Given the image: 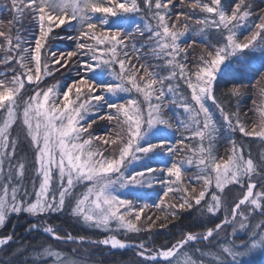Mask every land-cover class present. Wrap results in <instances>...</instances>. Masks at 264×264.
I'll return each instance as SVG.
<instances>
[{"label":"snow or ice","instance_id":"1","mask_svg":"<svg viewBox=\"0 0 264 264\" xmlns=\"http://www.w3.org/2000/svg\"><path fill=\"white\" fill-rule=\"evenodd\" d=\"M179 2L191 12H174V0H11L17 16L27 10L37 31L33 42L22 47L20 36L13 32L16 17L7 24L0 21V48L7 53L0 63L19 65V70L11 69L10 77L5 72L0 78V226L11 214L42 216L62 212L68 206L73 216L91 227L109 230L115 223L117 229L140 233L150 231L161 219L146 216L141 223L142 214L153 207L164 211L165 198L179 203L168 204L161 228L180 211L194 208L211 220L227 204L224 219L203 233L189 232L172 246L155 252L143 242L138 245L137 254L145 259L163 258V264H204L203 259L185 255V246L211 243L237 220L240 229L250 228L254 212L264 216V183L255 191V177L264 181V161L258 164L250 156L246 158L243 145L238 146L235 140L229 141L231 148L224 156L214 151L225 125L231 133L264 139V88L260 89L261 103L251 130L238 112L227 111L220 102L221 96L242 94L243 85L228 78L252 71L255 54L261 61L255 71L264 79V9L251 20V0ZM197 10L205 15L195 18ZM142 11L150 16L148 22H137ZM182 17L184 22L177 27ZM193 19V31L200 40L182 42ZM55 29L66 34L61 36ZM241 29H246L243 39L238 38ZM213 30L217 35L210 39ZM146 33L150 43L138 45L135 37H145ZM54 40L72 41L74 47L56 49ZM197 43L201 51L193 63L187 49ZM145 47L161 65L142 62L146 61ZM61 70L75 73L71 82L46 85L44 78ZM163 71L167 75H162ZM180 81L190 95L181 92ZM221 85L226 92L221 91ZM209 101L220 111L224 125L218 126ZM168 104L183 109L186 119L177 127L190 131L198 146L186 144L184 137L172 138L174 133L169 130L173 124L165 113ZM18 121L34 150L40 179L38 188L34 186V200L27 190L20 194L26 165L17 161V140L10 139V129ZM98 121L110 124L106 135L94 134ZM181 145L183 148L178 147ZM182 150L191 155L174 159ZM186 165L198 170L187 184ZM82 184L86 190L77 193ZM213 184L215 191L209 193ZM156 185L161 186L156 200L146 202L149 190ZM229 185H240L242 190L224 200ZM256 228L260 231L250 240L219 247L216 258L224 257L226 264H242L255 249L264 250V224ZM30 230H38V225H30ZM43 231L55 240L76 242L70 234L60 236L51 226ZM12 238H0V247ZM94 243L113 249L129 246L116 235ZM36 258L76 264V259L51 247L38 252Z\"/></svg>","mask_w":264,"mask_h":264},{"label":"trees","instance_id":"2","mask_svg":"<svg viewBox=\"0 0 264 264\" xmlns=\"http://www.w3.org/2000/svg\"><path fill=\"white\" fill-rule=\"evenodd\" d=\"M231 2L232 0H225L226 4H230ZM174 3L176 4L174 12H191L190 9L181 6L179 0H174ZM251 3L253 5V16L251 17V20H256V17L262 14L261 10L264 9V0H251ZM203 15L205 14L198 10L195 12V18L202 17ZM13 17H16V22L13 25V32L20 36L22 41L21 46L27 47L28 44L33 42V37L37 31L36 22L27 14L26 9L25 15L17 16L15 11L11 8V0H0V21L7 24L8 21L13 20ZM172 19H175L174 15ZM136 20L140 23L148 22L150 16H145L142 11L141 14L136 17ZM171 22L172 20L169 21L170 24ZM183 22L182 17L181 20L177 22V27H180ZM152 23L154 25L155 21H152ZM189 23L192 25V28L181 38L182 42H190L193 39L199 42L200 37L195 31H193V29L196 28L194 19L189 21ZM55 32H59L61 36L66 34L61 29H55ZM242 33H246V29H241V32L238 33L239 39H243ZM216 35L215 30H213L210 39H215ZM135 39L138 42V45L144 44L147 46L150 43L147 39V33L145 34V37L137 35ZM0 41H2V38H0ZM53 45L56 49L65 51L74 47L73 42L68 40H54ZM187 51L189 53V61L194 63L195 58L200 55L201 50L199 43L192 48H188ZM6 54L7 53L0 48V59H3ZM13 55H15V53H13ZM143 55L146 57V61L142 62H148L154 66L162 64V61L157 60L152 56L150 49L147 47L143 49ZM255 55L257 58L252 60V71L245 70L242 75L228 78L234 79L243 85L242 94L239 97H220V102L224 105L225 109L230 112H238L239 118L246 123L249 130L253 127L252 119L254 113H256L257 107L261 103L260 89L264 88V79H261L259 74L255 71L256 68H259L261 63L259 54ZM189 67H192L191 63L189 64ZM12 68L19 70V65L15 62L10 66L0 63V78H3L2 74L5 72H7L10 77L12 75ZM162 75H167V71H163ZM74 76V72H64L61 70V72L54 73V77H45L44 79L46 85L58 82L62 86L65 83L71 82V78ZM180 86L181 92L190 95V92L186 89V85H184L183 81H180ZM26 87H28L29 91L33 90V86L26 85ZM229 87H231V85H229ZM221 91L226 92L223 85H221ZM133 95L135 94L133 93ZM209 106L218 126L224 125L220 111L212 106L211 103ZM165 113L166 118L171 120L173 124V128L169 130L174 133L172 138L184 137L186 144L198 146V139L192 138L190 131H186L182 127H177L180 121L186 119V114L183 112V109L179 108L177 105L168 104ZM110 127L111 126L107 121H98L97 124L93 126L94 134L106 135ZM10 139L17 140V161H22L26 165L25 175L23 179L20 180V194L22 195V191L24 192L27 190V192L32 195L30 189L31 182L35 177L32 174V168L35 167L33 164L35 161L34 150L30 145L29 140L26 138L23 125L19 121L10 129ZM230 140H235L238 146L243 145L246 158L250 156L258 164L261 161H264V139L257 136L245 137L238 132L231 133L226 125L221 128V133L218 135L214 143V151L218 156H224L231 148V144L229 143ZM178 147L183 148L182 145ZM186 155H191V153L182 150L173 158L180 160ZM197 171L198 170L194 165L187 167L185 184H187L190 177H194ZM255 180L258 182V187L255 191H260L261 188L259 185L260 183H264V181H261L260 176H256ZM85 190V185L83 184L78 185L76 188L77 193ZM241 190L240 185H229L228 188L225 189L223 199L229 200L231 196L239 195ZM244 190L246 191V189ZM160 191V185H156L154 189L149 190L150 198H146V202L151 203L153 200H156V194ZM208 191L209 193L215 191L214 184ZM206 199L210 200V195L206 196ZM165 200V205H162L164 211L154 207L145 210V213L142 214L141 223H144L146 216H151L154 220L156 217H160L161 219L156 221V226L150 231L145 230L140 233H128L124 230H103L101 228L87 226L82 220L72 215L71 208L68 206H66L62 212L45 213L42 216H32L23 212L20 214H11L5 224L0 226V238L9 235L13 237L9 244L0 247V264H53L54 258H43L40 260H37L36 258L38 252H41L44 248L48 247L61 252L65 256L76 259V264H156L149 259L138 256L137 253L140 249H136L135 246L132 249L118 251L111 250L109 247L94 242L116 235L121 241L132 245H139L143 242L148 249L155 252L172 246L180 240L184 234L189 232H205L207 228L213 227L215 223L221 222L227 213V204H225L224 207H222L221 210L211 218V220L208 215H201L198 208L180 211L176 219L168 221L167 226L161 228L159 227V224L164 220V217L168 212V204L179 203L178 200L173 201L168 198H165ZM203 203L204 202H202V204ZM250 221V228L240 229L239 220H237L235 224L227 226L224 231L220 233L217 240H213L211 243L204 241L202 243L190 244L186 249L184 248V251H186L188 255H192L194 259H198L199 256L202 258L205 257L209 264H226L224 257L221 256L219 259L216 258L219 247L227 246L231 243L239 245L242 242L250 240L254 232L260 231V229L256 228V225L264 224V216L258 211L254 212L250 216ZM246 223L248 222L246 221ZM30 225H38V230H30ZM45 226H51L55 230H58L60 236L70 234L76 242L55 240L51 235L46 234L43 231ZM145 227L147 226L145 225ZM233 228L236 229L235 232H233ZM81 237L84 238L83 243L80 242ZM196 249H201L203 255H200L201 252H197ZM228 260H230V257ZM242 264H264V250H261L260 248L255 249L250 255L243 258Z\"/></svg>","mask_w":264,"mask_h":264},{"label":"rangeland","instance_id":"3","mask_svg":"<svg viewBox=\"0 0 264 264\" xmlns=\"http://www.w3.org/2000/svg\"><path fill=\"white\" fill-rule=\"evenodd\" d=\"M189 92H190V91H189ZM210 103H211V101L208 102V104H210ZM29 152H30V151H29ZM14 163H16V161H14ZM33 164L35 165V161L33 162ZM6 166H7V165H6ZM186 167H188V166L186 165ZM32 174H33L35 177H34V180L31 182V189H30V191L32 192V195L29 194V196H30V198H31L32 200H34V199H35V196H34V190H35V188H38V186H39V182H40V179H39V177L37 176V173H36V166H35L34 168H32ZM34 186H35V188H34ZM122 191H123V190H122ZM22 193H23V191H22ZM84 224H85V223H84ZM85 225L89 226L88 224H85ZM101 229H102V228H101ZM103 230H106V229H103ZM109 230H121V229H117L115 223H113L111 229H109ZM102 245H103V244H102ZM103 246H105V245H103ZM187 246H189V245H186V246H185V249L187 248ZM105 247H109V249H111V250H118V251H122V250H123V249H119V248L113 249V248H111L110 245H109V246H105ZM135 247H136V249H139V248H138V245H136ZM125 250H126V249H125ZM157 251H158V250H157ZM184 253H185V255H188V253H187L186 251H184ZM199 253H200V252H199ZM137 255H138V254H137ZM200 255H203V252H201ZM138 256H139V255H138ZM140 257H141V256H140ZM142 258H143V257H142ZM198 259H203L204 264H209V263L206 261L205 257L202 258L201 256H199ZM149 260H150V259H149ZM151 261H152V260H151ZM152 262H155L156 264H163V258H158L156 261H152Z\"/></svg>","mask_w":264,"mask_h":264}]
</instances>
